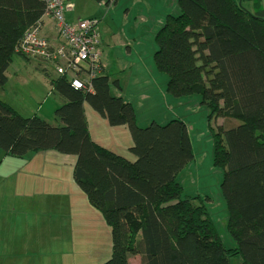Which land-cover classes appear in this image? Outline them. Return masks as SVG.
Returning a JSON list of instances; mask_svg holds the SVG:
<instances>
[{"label": "trees", "instance_id": "trees-1", "mask_svg": "<svg viewBox=\"0 0 264 264\" xmlns=\"http://www.w3.org/2000/svg\"><path fill=\"white\" fill-rule=\"evenodd\" d=\"M255 3L249 11L234 0H177L178 14L168 13L154 37L166 91L199 94L207 110L233 247L224 245L204 204L182 195L177 175L193 149L181 118L139 126L133 105L110 92L111 83L119 84L105 71L80 88L68 75L49 78L61 99L56 124L36 112L22 115L0 98L4 155H75L73 179L110 230L111 254L101 264H130V255L140 264H230L232 257L264 264V10ZM44 7L43 0H0V87L12 55L20 54L17 41L41 24ZM84 103L109 125L127 126L133 160L91 137Z\"/></svg>", "mask_w": 264, "mask_h": 264}, {"label": "rangeland", "instance_id": "rangeland-1", "mask_svg": "<svg viewBox=\"0 0 264 264\" xmlns=\"http://www.w3.org/2000/svg\"><path fill=\"white\" fill-rule=\"evenodd\" d=\"M105 1L71 0V13L75 20H99L101 60L110 80L117 79L125 98L132 101L139 126L147 125L152 116L160 124L176 116L189 124L193 158L177 175L182 195L202 202L224 245L235 246L227 228L228 211L220 191L222 171L213 161L207 110L200 103L199 94L178 97L167 92V74L157 70L153 60L157 47L155 34L168 13L178 14L177 0H116L108 4ZM234 2L246 9L256 5L255 0ZM38 62L47 64L52 75L55 74L52 65L14 53L6 70L8 81L0 87V97L22 115L37 112L56 124L51 112L58 96L52 92ZM111 92L116 94L117 90L113 87ZM87 107L92 109L89 104ZM93 122L89 121L92 134L97 132ZM124 133L129 146L132 140L128 128ZM118 136L121 143L127 140L123 135ZM127 156L129 160L134 159L129 152ZM27 157L4 155L0 149V192L14 187L24 191L41 188L35 207L23 204L13 212L10 196L6 204L0 203V222L4 220L6 226L0 228V264H101L110 256L112 248L109 226L102 211L84 193L72 192V175L67 178L65 173H56L54 179L69 192L67 205L49 203L48 199H61L47 196V191L55 189L56 184L46 178V173L39 174L26 165ZM240 262L239 257L230 260V264Z\"/></svg>", "mask_w": 264, "mask_h": 264}, {"label": "built area", "instance_id": "built-area-1", "mask_svg": "<svg viewBox=\"0 0 264 264\" xmlns=\"http://www.w3.org/2000/svg\"><path fill=\"white\" fill-rule=\"evenodd\" d=\"M45 13L55 24L57 43L48 40L41 33V24L36 23L24 29L16 43V51L28 58L46 62L58 75H68L76 88L89 84V79L104 71L101 62V32L96 18H77L69 21L66 10L73 4L68 0H43Z\"/></svg>", "mask_w": 264, "mask_h": 264}, {"label": "crops", "instance_id": "crops-1", "mask_svg": "<svg viewBox=\"0 0 264 264\" xmlns=\"http://www.w3.org/2000/svg\"><path fill=\"white\" fill-rule=\"evenodd\" d=\"M71 1V0H69ZM262 4H260L259 6L262 7V9L264 10V2L263 0H261ZM249 11H255L257 10L256 6H252L251 8H247ZM71 10H66L65 11V16L69 21H74V15H72ZM41 33L51 42L53 43H57L59 38L57 36V30L54 24L53 19L47 15V14H43L41 17ZM102 40V37H101ZM101 45V44H100ZM101 48V46H100ZM103 66H104V71L107 73L106 71V66L103 63V61L101 60ZM39 63V68H41L44 72V74L48 77V82H49V78L50 77H55L56 74L52 75L49 67L47 64L45 63ZM7 70V69H6ZM5 74L7 76V73L5 71ZM7 81H8V77H7ZM111 81V80H110ZM119 84V82H118ZM114 87L115 90H117L116 94L114 95H120L123 97L124 100L129 101L132 104V101L130 100V98H125V95L122 92V86H116L113 83L110 84V92L112 90V88ZM112 93V92H111ZM1 98V97H0ZM3 99V98H2ZM61 103V99L58 98L57 101L54 102L53 108H55L56 106H58ZM133 105V104H132ZM52 108V109H53ZM134 108V105H133ZM54 110V109H53ZM93 109H88L87 104L84 103V113H85V118L87 121V127L89 130V133L91 135V137L98 142L99 144H101L102 146L109 148L117 153H119L120 155H123L124 157L128 158V138L127 140H123V143H121V139H119L118 134L119 135H123V139L125 138V129L127 128L125 125H116V126H111L107 123V121L101 117L97 112L94 113V111H92ZM135 111V117L137 120V114H136V110ZM37 113V112H36ZM51 114H53V111L51 112ZM51 114H49L48 117L51 118ZM98 114V115H96ZM44 119H48L45 116ZM179 117V116H176ZM148 118V117H147ZM152 120L153 116L150 117ZM148 118V119H150ZM180 118V117H179ZM48 121V120H47ZM89 121H94V125L96 126L95 129H97V132L94 134L91 133V126L89 124ZM148 121V120H147ZM186 123V122H185ZM55 124V123H54ZM188 130L189 128V124L186 123ZM130 153V152H129ZM28 156L26 161H24V163L26 165H30V168L33 169L34 171L38 172L39 174L41 173H46L47 179H52L51 183L56 184V188L52 189L50 191H47V196L49 195H53L54 196H58L59 200H57L56 198L53 199H48L49 203L51 204H55L58 205L59 203L61 204H66L67 198L69 196V192L64 191V189L62 188V183L61 182H57L54 178H55V174H62L65 173L67 178L70 176V174L72 175L73 172V166H74V162H75V155L72 154H63L60 152H57L55 150H42V151H37V152H29L25 155ZM22 156V158H23ZM24 165V164H22ZM25 166V165H24ZM31 170V171H33ZM33 171V172H34ZM34 175L36 174L35 172L33 173ZM178 178V177H177ZM72 179H73V175H72ZM74 181V179H73ZM75 183V181H74ZM73 183V189L72 192L75 195H81V190L79 189V187L77 186V184L75 183L74 185ZM41 188H36L35 190H31V191H24V190H17L15 187L12 188L11 190H5V191H1L0 192V203L1 204H6V200L9 198L10 196V206L13 212H16L17 210H20V206L25 204L27 205V207H35L36 206V195H38V193L40 192ZM83 193V192H82ZM66 196V197H65ZM67 205V204H66ZM1 217V214H0ZM1 221V219H0ZM5 221L3 220V223H1L0 228H4L5 229ZM9 228H11V226H9ZM4 230L2 231V235L4 234ZM0 239L1 236H0ZM129 263L130 264H140L139 262V256L138 255H130L129 256Z\"/></svg>", "mask_w": 264, "mask_h": 264}]
</instances>
